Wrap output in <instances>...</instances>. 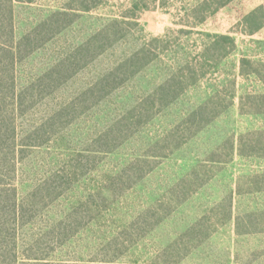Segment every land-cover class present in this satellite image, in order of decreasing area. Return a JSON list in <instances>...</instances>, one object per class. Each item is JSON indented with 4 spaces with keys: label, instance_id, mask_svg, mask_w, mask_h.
<instances>
[{
    "label": "rangeland",
    "instance_id": "obj_1",
    "mask_svg": "<svg viewBox=\"0 0 264 264\" xmlns=\"http://www.w3.org/2000/svg\"><path fill=\"white\" fill-rule=\"evenodd\" d=\"M263 2H15L17 37L61 19L17 64V93L36 78L51 87L33 81L17 123L67 108L48 143L17 145L11 184L31 204L1 237L0 264H264V25L249 34L242 20ZM100 31L110 42L88 50ZM214 33L235 38L227 57L206 50ZM142 46L149 63L125 62ZM148 95L178 96L141 107ZM207 101L222 112L191 126Z\"/></svg>",
    "mask_w": 264,
    "mask_h": 264
},
{
    "label": "trees",
    "instance_id": "obj_2",
    "mask_svg": "<svg viewBox=\"0 0 264 264\" xmlns=\"http://www.w3.org/2000/svg\"><path fill=\"white\" fill-rule=\"evenodd\" d=\"M18 1L33 2L34 0H0V106L5 101L4 104L7 105V101L10 100V105L7 107L8 110L4 112V117H2L4 110H0V240L1 237L9 239L14 238V234L9 230L10 226L12 228L11 230H17L19 226L18 222L24 217L27 206L31 204L29 203L26 205L24 200H19L17 188L12 187L11 184L13 177H10V174L15 173L13 168L17 166L16 156L20 151L17 149V145L33 148L48 143L51 137L56 133V130L53 129L56 122L55 116L61 115L64 112L66 113L65 109L67 108L66 106H61L57 114L54 113L55 115L50 116L51 118L48 116L40 122L34 121L26 129H20V124L17 123L20 111L19 106H22L23 101L24 111L28 109L31 110V106L34 104L31 97H33V90L37 92V88H32L33 81H37L38 83L39 81H43L42 79L36 78L30 81L28 86L24 87L23 91L17 93L18 85L16 86L15 82L17 64L39 49L45 42L49 41L59 31L60 28L57 27V24L59 25L61 22L60 18L57 21L53 18H48L21 37H17L14 4ZM220 6H226V3H221ZM56 15H66V13L58 12ZM242 20L245 24L249 25L250 29L247 31L249 34L257 32L264 25V2L244 13L242 15ZM54 31H56L55 34ZM98 37L101 38L98 40ZM207 37L210 38V43H208L210 45L209 47L207 46L206 50L208 51V49H212V47L215 49L217 48V54H220L222 57H227L236 47L235 38L229 34L214 33L207 34ZM101 40L110 42L111 36H108L104 31H100L86 42L85 47L90 50L91 45H95ZM107 44L108 43L104 42L100 47H96L94 49V56L106 50ZM147 51H149V49L142 46L140 49L134 51L125 62L133 67H136L137 63H141L143 66L151 61V57L147 55ZM65 60H62L63 66H66ZM242 62H246V59H243ZM139 68L140 67L132 72L138 71ZM66 71L68 72L69 68L66 69ZM52 73H54V70L51 71V74ZM53 80H57L54 86L56 84H58L56 86H59V77L53 78ZM39 84L41 85H39L38 88L43 85V90L44 88L46 90L51 88L47 83ZM46 84L48 88L45 86ZM172 88V84H169L167 81L160 89L170 90ZM30 91H32V94H30L31 103L29 106H26L25 103L29 96L27 93L29 94ZM162 96L167 97L168 95H148L140 105L145 108L148 102L158 99L162 106H168L174 103L173 100L178 95H173L172 99L164 98V100L160 98ZM216 106L217 105L213 106L212 103L208 101L194 106L189 114L191 126H193V124H198L202 129L203 126L212 122L222 112L221 110H217ZM23 110L21 109V111ZM189 121L187 120L188 123ZM107 134L110 135L108 132ZM109 149H113V147ZM12 253L15 256L16 249H13ZM16 263L15 261V264Z\"/></svg>",
    "mask_w": 264,
    "mask_h": 264
}]
</instances>
